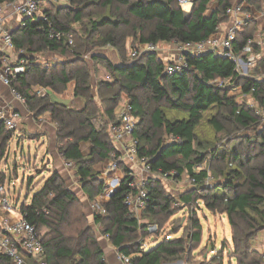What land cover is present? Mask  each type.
<instances>
[{
	"label": "trees",
	"instance_id": "trees-1",
	"mask_svg": "<svg viewBox=\"0 0 264 264\" xmlns=\"http://www.w3.org/2000/svg\"><path fill=\"white\" fill-rule=\"evenodd\" d=\"M212 1L191 0L188 12L178 0H69L60 6L48 3V20L54 30L72 34L73 46L65 38H50L42 19H25L24 25L10 31L14 51H28L23 54L24 72L12 82L13 87L25 99L35 121L55 125L57 153L65 163L73 164L87 198L99 200L105 210L103 214L94 212V223L118 253L131 256L132 264H164L183 258L190 246L200 244L202 227L193 213L185 236L165 238L148 251L137 241V235L146 230L124 204L130 176L109 187L94 170V165L116 151L108 126L116 122L115 109L122 95L137 117L134 137L138 155L147 158L153 171H175L178 175L186 172L195 178L194 187L179 193L181 209L188 210L191 204L201 201L209 211L224 214L236 264H264V252L253 247L255 238L264 232V121L255 141L260 147L256 155L240 153L235 145L221 150L198 134L203 122L215 134L257 125L261 118L255 109L239 103L231 91L240 88L264 109V77L241 76L233 61L214 52L187 55V68L175 74L163 71L165 62L155 52L135 60L127 55L128 39L154 44L200 41L227 21L228 7L241 2L215 0L217 7L208 13ZM246 1L260 9L263 0ZM258 31L257 24L250 22L239 33L236 44L254 38ZM105 46L115 49L119 65L93 51ZM47 52L63 59L46 67L37 57ZM87 54L90 60H86ZM97 62L104 65L109 78L93 82L91 71ZM259 67L264 69V60L259 59L252 71ZM71 82L74 100L69 105L35 92L40 87L62 94ZM14 132L6 130L0 120V163ZM82 142L91 146L87 155L82 153ZM207 173L214 178L209 184L204 183ZM5 179L0 168V186ZM27 184L30 186V178ZM148 192L149 200L142 212L153 223L175 214V199L165 192L160 180L151 178ZM19 213L41 236L47 264H107L83 205L56 170L28 204H21ZM41 229H45L43 235ZM0 264H11V259L0 253Z\"/></svg>",
	"mask_w": 264,
	"mask_h": 264
},
{
	"label": "built area",
	"instance_id": "built-area-1",
	"mask_svg": "<svg viewBox=\"0 0 264 264\" xmlns=\"http://www.w3.org/2000/svg\"><path fill=\"white\" fill-rule=\"evenodd\" d=\"M58 0H14L11 2H0V38L3 48L9 51L14 50L13 41L9 29L5 27V20L9 16H15L19 19V26L24 25L25 19H42L49 28V37L57 40L65 38L70 46L74 45L72 34H63L54 30L52 23L48 20L46 9L48 3H55ZM68 2L69 0H63ZM182 7L184 3H191V0H178ZM227 21L220 24L216 31L210 36L197 42L177 43L176 54L165 62L164 72L166 74H175L187 68V55H201L206 52H214L219 56L229 59L235 63L236 71L241 76L250 74V71L256 67L260 54L256 52L257 47L262 44L261 40L247 38L241 45H237L239 33L250 23L255 22L258 26V37L263 32L264 25V6L257 8L252 3L241 0L226 9ZM257 37V38H258ZM160 52L158 44L141 43L130 52L132 60L137 59L144 53ZM87 58V56H85ZM24 59L11 61L5 53H0V80L8 87L11 94L25 104V99L18 93L12 85L19 74L24 72ZM44 66H49L44 64ZM255 114L264 119V109L255 110ZM116 122L108 126V134L114 143L116 151L111 152L107 163L100 173V177L109 180L110 177L121 170L124 179L126 175L130 176V191L128 192L124 204L128 211L138 220V216L146 208L149 200L148 184L151 178L164 181L173 180L178 175L175 171L162 172L153 171L147 158L139 156L137 153V140L134 137V130L137 118L132 112V106L126 96L121 99L115 109ZM21 115L18 111L0 106V120L6 130L17 129ZM172 139V137H170ZM67 168L73 169L72 163H66ZM128 169V171L126 170ZM117 179V178H116ZM189 187L195 186V178L188 175ZM120 180V181H121ZM213 181L210 173L204 179L205 184ZM119 181L116 183V185ZM115 185V186H116ZM112 186V187H115ZM175 206H182L178 197H174ZM93 214L95 211L103 214L105 210L94 201L90 204ZM12 211L5 196L4 186H0V253L6 254L11 259V264H24L25 255L36 258L37 264H47L44 254V248L41 236L38 234L34 225L25 218L11 219L9 214ZM2 212L4 214H2ZM20 214V213H19ZM98 225V224H97ZM108 239V236L105 235ZM117 259L122 264H132L131 256H124L117 252Z\"/></svg>",
	"mask_w": 264,
	"mask_h": 264
},
{
	"label": "rangeland",
	"instance_id": "rangeland-1",
	"mask_svg": "<svg viewBox=\"0 0 264 264\" xmlns=\"http://www.w3.org/2000/svg\"><path fill=\"white\" fill-rule=\"evenodd\" d=\"M253 5L256 7L255 3H253ZM190 7L191 3H184L182 5V9L184 11H189ZM216 7L217 3L215 2V0H213L209 6L208 13H210V11L215 9ZM254 34L257 40L262 41V44L257 47L256 52L260 54V59L264 60V31L259 34L260 37H258V33ZM139 44L141 43H134L132 40H128L127 55L130 60V51H133L134 48ZM132 46L135 47L133 48ZM164 47L165 42H161L158 44L159 51L164 50ZM131 48L133 49L131 50ZM100 49L101 48H95L93 49V51L98 53ZM23 52L25 54L28 53V51L25 50ZM51 55H53V53H43L37 57V60L43 65L48 64L50 66L51 64L59 61L61 58L63 59L62 56L61 58H59L60 55L58 54H56L57 57ZM86 56V60H90L89 55L87 54ZM89 64L91 66V61H89ZM94 66V71H91L92 75L94 76L92 78L93 82L95 80L98 81L100 79H108L109 73L103 64L97 62ZM248 77L261 79L262 77H264V69L259 67L257 70H251ZM73 88L74 83L71 82L68 84L67 89L62 93V95L52 94V98L59 103L69 105L74 100ZM231 94L236 96V100L239 103L247 104L255 110L260 109L255 101L252 100L250 95L241 93L240 88L231 91ZM208 113L209 112H207L206 115H209ZM185 116L186 115L184 114L178 115V117ZM260 118L261 122L259 121L257 125L251 126L246 129L242 127L237 129L233 128L229 133L220 134H215L213 129L205 122H203L199 126L198 134L201 138L209 139V143H216L217 147H219L221 150H225L229 146L235 145L237 146V149L240 153H245L248 151L250 154L256 155L260 151V147L255 143V141L257 139L256 137L258 133L262 129V123L264 121L262 117ZM164 140L168 141L169 139L165 137ZM249 140L253 142H248ZM42 142L43 140L37 141L35 138L27 137L22 138V141L18 142V134L15 131L11 140L9 141L7 154L0 163L1 170L6 174V179L3 185L5 189V196L10 206L12 207L11 214L16 217L19 216L18 211L21 204H28L30 202L33 194L41 188L44 180L53 170L51 163L49 164L46 160V158L48 157L46 156V144H43ZM54 147L56 151V144L54 145ZM90 147V145H86L84 142H82V153L84 155H87L90 151ZM57 155L59 156L58 153ZM59 159L62 163L65 164L60 156ZM215 164L221 166V163ZM94 170L98 172V175L100 176V173L102 171L100 162L94 165ZM58 173L60 174V172ZM28 178L31 179L30 186H28L27 184ZM187 178L188 174L186 172H183L180 176H177L173 180L168 179L161 181V184L166 193H168L172 197H179V193L189 187ZM115 179L116 178L113 174L109 180L104 181L105 184H107L109 187H112L113 184H111V181L115 184ZM63 180L70 188V183L65 180V178H63ZM70 189L74 192V194L83 205V211L87 218L88 224L94 230L98 241L101 236H104L105 234L101 232L100 226L94 223L93 211L90 210V204L93 202V200L91 201L87 198V195L82 191L81 187L79 188L71 186ZM94 201L98 203L100 202L97 199H95ZM193 213L199 219L202 227L200 244L198 246H190V248H188L185 252L183 258L176 259L164 264H236L235 259L231 254V232L226 216L224 214L213 213L209 211L208 209H206V207H204L201 201L191 204L188 210H182L181 206H177L175 214L166 221H159L158 219H156L153 223L151 217H149L146 212H142L138 216V222L145 226L146 233L140 232L137 235V241L143 244L145 251H148L150 248L156 246L159 242H161V240L165 238L171 239L180 235L185 236L188 233L189 216H191V214L193 215ZM44 233L45 229H41V235H43ZM261 234L262 233H260L258 236L261 237ZM109 243L111 242L109 241Z\"/></svg>",
	"mask_w": 264,
	"mask_h": 264
},
{
	"label": "crops",
	"instance_id": "crops-1",
	"mask_svg": "<svg viewBox=\"0 0 264 264\" xmlns=\"http://www.w3.org/2000/svg\"><path fill=\"white\" fill-rule=\"evenodd\" d=\"M67 4H68V2H64L63 0H58L57 2L54 3V5H56V6L67 5ZM261 5L264 6V0L262 1ZM262 24L264 25V19L262 21ZM4 25L7 29H9L11 31L15 30L16 28L19 27V19L15 16H9L6 18ZM263 31H264V28H263ZM128 40H127V44H128ZM157 44H159V43H157ZM163 49L164 50L157 52V54L164 62L169 61L172 58V56H175V54H176V45L173 42H165V47ZM0 53H5L11 61H17L18 59H24L23 58V54H24L23 51L18 53V52H15L14 50L9 51V50H6L5 48H3L1 38H0ZM97 54H100V55L108 58L110 60V62L113 64H117V65L120 64V60H119L117 52L115 51L114 48H112L110 46H108V47L105 46V47L101 48ZM51 56L57 57L56 54H53ZM59 58H61V56ZM108 78H109V76H108ZM35 92L38 94L46 93L51 97L52 100H54L52 98V94L62 95V94H55L48 89H44V88H40V87H37L35 89ZM0 106L13 109V110L18 111L20 113L21 119L19 121L17 129L15 130L18 134V142L22 141V138H25V137L35 138L37 141L43 140L42 143L46 144V156H48L46 158V160L49 164L51 163V166L53 169L52 171L57 170L58 172H60L61 176L63 178H65V180H67L70 183L69 184L70 188H71V186L80 188V186H79L80 184L78 183V178L76 177V175H74V173H75L74 169L67 168L66 163L64 164L61 162V160L59 159V156L57 155V153L55 151V147H54V145H55L54 142H55V138H56V127H55V125L51 124L49 122H46V121H41V122L35 121L32 114L27 110V107L25 106V104H23L19 100H17L11 94L8 87L5 86L1 82V80H0ZM84 143L86 145L87 144L90 145L89 142H84ZM107 161L108 160H105V161L100 163V167L102 169L106 165ZM46 169H48V168H46ZM114 177L117 179H115V181H116L115 184L111 181V184H113V186H115L116 183L121 180V178L123 177V174L120 171H117V173L114 174ZM90 210L93 211L91 209V206H90ZM2 214H4V213L2 212ZM9 216L11 217V219L15 220V219H18L20 217V214L18 217H16L10 213ZM261 233H262L261 237L257 236L255 238V242H254L253 247H254V249H256L260 252H264V232H261ZM98 241H99L100 246L103 250L104 259H105L107 264H122L117 259V252H118L117 249L114 248L111 245V243H109V240L106 238L105 235L101 236V238ZM24 264H37V260L33 256L25 255Z\"/></svg>",
	"mask_w": 264,
	"mask_h": 264
},
{
	"label": "water",
	"instance_id": "water-1",
	"mask_svg": "<svg viewBox=\"0 0 264 264\" xmlns=\"http://www.w3.org/2000/svg\"><path fill=\"white\" fill-rule=\"evenodd\" d=\"M188 12V11H187ZM178 264V263H177Z\"/></svg>",
	"mask_w": 264,
	"mask_h": 264
}]
</instances>
